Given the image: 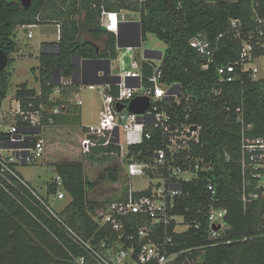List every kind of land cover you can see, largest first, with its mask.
<instances>
[{"label": "trees", "instance_id": "1", "mask_svg": "<svg viewBox=\"0 0 264 264\" xmlns=\"http://www.w3.org/2000/svg\"><path fill=\"white\" fill-rule=\"evenodd\" d=\"M255 7L264 18V0H35L30 9L16 0H0V49L10 57L0 76V100L8 97L16 61L14 55L19 52L16 31L25 26L54 23L60 26L61 39L51 43L56 47L54 51H43L39 55V74L35 80L40 89L21 83L15 98L24 109L43 113L44 130L55 126H82L81 106L66 100L76 92V85L63 88L62 95L54 102L51 96L58 85L56 79L59 75L63 79L73 78L78 69L73 59L78 55L80 60L89 62L115 60L119 52L118 38L101 26V14L105 10L132 12L136 21L134 28L138 31L140 27L142 38L151 33L166 43L162 80L167 84H180L186 96H191L193 110L189 113V122L203 129V142L196 150L214 166L208 177L185 186L191 196L180 201L177 212L187 221L201 222L202 226L174 235L172 251L203 247L183 255L179 264H264V197L247 206L242 201L243 178L238 163L241 127L227 121L225 110L228 106L233 111L243 106L246 122L253 125L251 136H264V82L247 78L244 83L227 87L225 94L213 101L211 89L218 78L216 66L203 70L201 55L190 45L199 34L215 42L219 35L227 33L215 58L217 63L234 61L239 57L240 44L228 33L230 21L252 19ZM93 39L103 41L104 45ZM256 52L264 55V48ZM142 63L148 84L153 67L145 61ZM117 94L118 88L113 84L108 95L116 97ZM58 104H64L65 109L61 114H54L52 108ZM178 115L180 121L188 116L186 100ZM159 144L156 134L152 141H145L132 150L145 152ZM115 150L114 145L96 147L88 155L92 160L99 155L105 158ZM228 155L230 160H227ZM55 171L62 177L64 189L71 198L66 209L62 213L54 211L55 214L76 232L89 237L98 227L94 216L102 206L89 197L90 192L96 190L97 182L90 181L83 163H58ZM103 176L118 182L120 168H108ZM8 177L12 183L0 176V264H75L71 253L80 256L82 252L49 210L52 207L49 198L56 192L54 184L48 183L45 197L27 180L24 179L25 184L12 175ZM207 178L217 187L218 204L228 209V227L217 241H212L208 232ZM199 203H203L202 212H199Z\"/></svg>", "mask_w": 264, "mask_h": 264}, {"label": "built area", "instance_id": "2", "mask_svg": "<svg viewBox=\"0 0 264 264\" xmlns=\"http://www.w3.org/2000/svg\"><path fill=\"white\" fill-rule=\"evenodd\" d=\"M122 12L103 11L100 24L127 45L123 48L132 51L136 43H141L142 33L139 30L135 32L136 21ZM228 33L240 44V53L237 59L225 63H217L215 56L223 47L221 41L227 33L219 35L215 42L209 41L203 34L190 41L191 47L202 57L203 70L216 66L218 78L211 89L213 101L219 100L227 87L244 83L247 78L264 82V55L256 52L258 48H264V18L259 16L256 7L250 20L231 19ZM33 36L30 31L28 37ZM117 48L118 57L109 61V69L105 66L89 68L86 64L89 62L81 60L76 78L83 81L87 75L98 77L101 84L90 86V89L101 88L104 94L97 125L84 127L82 152L89 154L96 147L116 146L117 150L110 154L120 156L123 161L122 170L128 182L126 191L117 200L96 210L94 219L98 227L89 237L82 236L64 223L52 207L49 210L64 225L68 237L82 252L80 256L71 253L75 264H179L183 255L203 249L191 247L172 251L174 235L202 226L201 222L187 221L184 215L177 212L180 201L191 196L185 186L207 176L214 166L196 150V146L203 142V129L201 125L189 122V113L193 110L191 96H186L180 84H167L162 80L163 56L155 54L145 60L153 67L146 84L143 63L137 59L130 69L125 68L124 59L120 56L123 48L118 45ZM72 84V79L61 78L51 100L56 102L62 95V89ZM113 84L118 88L116 97L108 95ZM137 97L150 99L151 107L147 112L136 114L130 111L129 105ZM184 100L188 103V116L185 121H180L178 113ZM74 101V105L83 104L79 97ZM118 105L124 106L122 111H119ZM64 109V104H58L52 112L61 114ZM127 110L128 117L124 114ZM225 110L227 121L241 127L238 163L243 178L242 201L247 206L264 197V136H251L253 125L246 122L243 106L234 111L228 106ZM42 122L43 113L40 110L24 109L15 97L0 100V176L8 182L12 183L8 177L12 175L25 183L24 177L17 173L18 166L30 165L32 160L44 157L46 140ZM156 134L159 145L145 152L143 149L132 150V147L142 146L145 141H152ZM230 159L228 155L227 160ZM133 177L141 178L144 187L136 189L131 182ZM207 179L208 232L209 238L217 241L228 227V209L218 204L217 187L211 178ZM52 183L56 192L51 197L58 201L66 199L68 194L62 177L57 174ZM202 205L199 203V212H202Z\"/></svg>", "mask_w": 264, "mask_h": 264}, {"label": "rangeland", "instance_id": "3", "mask_svg": "<svg viewBox=\"0 0 264 264\" xmlns=\"http://www.w3.org/2000/svg\"><path fill=\"white\" fill-rule=\"evenodd\" d=\"M122 13L130 15L134 20L132 12L123 10ZM54 23H44L36 25V27H28L16 31V40L19 42L20 50L15 54V63L12 67L13 77L8 96L15 97L16 90L19 84L27 82L33 88L40 89L39 84L35 80V76L39 74V55L41 51H52L51 42H58L60 28H56ZM26 27V26H25ZM32 31L33 39L28 38V32ZM86 38H91L87 36ZM92 39V38H91ZM95 43L104 45L103 41L93 39ZM46 41L43 44V42ZM50 41V42H49ZM167 45L159 40L154 34L148 33L142 39L141 45L135 47L132 51H127L126 48L120 50V56L124 59L125 68L130 69L134 60L139 59L144 62L146 54L153 58L155 54L164 53ZM34 49V50H33ZM33 50V53L31 52ZM77 64L80 59H76ZM115 66V65H114ZM36 69V72L33 70ZM79 80V77L77 78ZM78 91L66 98L67 102L75 103V98L80 96L83 100L82 109V126L78 127H49L43 132V137L46 140V152L43 158L32 160L30 165L18 166L19 173L30 183L36 191L47 197L48 183L56 178L57 173L55 167L62 162H79L85 165L87 175L92 182H97L96 190L90 192V199L98 204L105 205L111 202L112 199H118L126 190L127 178L122 170V159L119 156L111 155L103 158V155L97 156L94 160L90 159L88 154H84L81 149L82 139L85 137L84 127L97 125L101 115L103 90L100 88L89 89L77 85ZM73 96V97H72ZM124 114L128 117L129 111ZM118 166L120 168V178L118 182H112L103 176L106 169ZM136 189L144 187L142 179L139 177L131 178ZM52 208L62 213L71 202L68 196L64 200H55L49 198ZM114 201V200H112Z\"/></svg>", "mask_w": 264, "mask_h": 264}, {"label": "water", "instance_id": "4", "mask_svg": "<svg viewBox=\"0 0 264 264\" xmlns=\"http://www.w3.org/2000/svg\"><path fill=\"white\" fill-rule=\"evenodd\" d=\"M16 1H18L25 9H30L35 0H16ZM139 31H141L140 27H139ZM126 46L127 45L122 44L118 40V47L119 48H123ZM135 47H137V46L135 45ZM159 54H161V58H162L164 53H159ZM76 58H79V55ZM76 58L73 59V64L77 66L78 64L76 63ZM146 58H149V56L147 54H146ZM9 60H10L9 54L5 50L0 49V76H1V73L3 72V70L8 66ZM84 61L89 62L87 60H84ZM76 75H77V73H75V75L72 78V82L74 84H78V82H76V80H77ZM60 80H61V76L59 75L58 80L56 81V84H59ZM150 107H151V101L149 98H146V97H137L134 100H132L130 105H129L130 111L133 113H136V114H143V113L147 112L150 109ZM123 108H124V106L118 105L119 111H122ZM194 130H196V127H194ZM202 141H203V136L201 137V142ZM216 229H218V228H216Z\"/></svg>", "mask_w": 264, "mask_h": 264}, {"label": "crops", "instance_id": "5", "mask_svg": "<svg viewBox=\"0 0 264 264\" xmlns=\"http://www.w3.org/2000/svg\"><path fill=\"white\" fill-rule=\"evenodd\" d=\"M56 28H59L60 26H58V25H54ZM28 27H31V26H26V27H21V28H19L18 30H20V29H27ZM34 27H36V26H34ZM30 32V31H29ZM28 32V33H29ZM28 36V35H27ZM17 37V36H16ZM34 37V36H33ZM29 38V37H28ZM30 40L31 39H33V38H29ZM60 40H58V42H59ZM50 42V41H49ZM45 43V45H46V41L45 42H43V44ZM51 43H53V42H51ZM50 43V44H51ZM20 45V44H19ZM118 45V44H117ZM51 47H52V51H54L55 49H56V47L54 46V45H52L51 44ZM19 48H20V46H19ZM20 50V49H19ZM34 50V49H33ZM33 50H31V52L33 53ZM44 52H49L48 50H43ZM43 51H41V52H43ZM51 51V50H50ZM19 53V52H18ZM76 59H79V58H76ZM81 61V60H80ZM83 61V60H82ZM110 59L109 60H107V59H105L104 61H90L89 63H86L87 64V67H93V66H95L96 68L97 67H102V66H105V67H107V69H109V65H110ZM77 63V62H76ZM80 63V62H79ZM79 63H78V65H77V74H78V72H79V70H80V68H79ZM112 63H114V61L112 62ZM77 76V75H76ZM77 79V78H76ZM56 80H58V79H56ZM76 82H78V84H75L76 85V91H78V87H77V85H79L80 84V86H83V87H87V88H89L90 89V86H96V85H99V84H101V80L98 78V77H96V76H86L85 78H84V80L83 81H80V80H76ZM79 98H80V96H79ZM82 100V99H81ZM82 102H83V100H82Z\"/></svg>", "mask_w": 264, "mask_h": 264}, {"label": "flooded vegetation", "instance_id": "6", "mask_svg": "<svg viewBox=\"0 0 264 264\" xmlns=\"http://www.w3.org/2000/svg\"><path fill=\"white\" fill-rule=\"evenodd\" d=\"M134 30H135L136 33L138 32V31H137V28H134Z\"/></svg>", "mask_w": 264, "mask_h": 264}]
</instances>
